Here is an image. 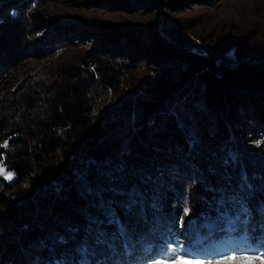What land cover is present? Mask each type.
Returning <instances> with one entry per match:
<instances>
[{
    "label": "trees",
    "instance_id": "trees-1",
    "mask_svg": "<svg viewBox=\"0 0 264 264\" xmlns=\"http://www.w3.org/2000/svg\"><path fill=\"white\" fill-rule=\"evenodd\" d=\"M56 1L0 0V264L264 248V32L174 16L191 0Z\"/></svg>",
    "mask_w": 264,
    "mask_h": 264
},
{
    "label": "rangeland",
    "instance_id": "rangeland-1",
    "mask_svg": "<svg viewBox=\"0 0 264 264\" xmlns=\"http://www.w3.org/2000/svg\"><path fill=\"white\" fill-rule=\"evenodd\" d=\"M72 1L76 0H57L56 2L49 5V9L54 13H78L85 16H90L93 18H99L103 20L112 21H127L130 19H139L138 17H133L128 13H103L100 9L90 8V7H77L78 5H72ZM168 3L171 1L167 0ZM188 1L178 10V14L174 16H182L190 18L198 22H206L214 28L223 29L227 31L230 28H240L242 26H256L259 30L264 32V0H191ZM212 4V7H209ZM166 8L167 4H166ZM170 9L168 8V11ZM189 10L191 12H185ZM32 69L39 70L43 65L40 62L34 61L31 63ZM4 177L6 175L0 174ZM7 178V177H6ZM8 179V178H7ZM13 179V175L12 178ZM9 179V180H11ZM217 249L216 246H211ZM255 250L250 251L249 254L254 252H264V248L255 247ZM194 252L199 254V256H193L194 259H202L205 261H215L218 260L222 255L232 254L242 255L245 252L243 247L230 246L229 252L226 253V249H218L220 254L214 253L212 255L206 254L204 251L194 249ZM217 251V250H216ZM164 254V253H163ZM159 255L160 257L156 260H161L165 258H171L173 253L169 252L167 256ZM182 254V253H181ZM190 256V255H189ZM154 260V261H156ZM154 261L149 264H154Z\"/></svg>",
    "mask_w": 264,
    "mask_h": 264
},
{
    "label": "snow or ice",
    "instance_id": "snow-or-ice-1",
    "mask_svg": "<svg viewBox=\"0 0 264 264\" xmlns=\"http://www.w3.org/2000/svg\"><path fill=\"white\" fill-rule=\"evenodd\" d=\"M3 147H9L8 141L3 142ZM0 174L6 175L8 179L12 178L11 172H6L5 169L0 166ZM189 213V207L187 202L183 208V214L187 216ZM169 251L173 253L171 258H165L161 260L154 261V264H264V252H245L242 255H236L234 252L232 254L222 255L218 260L215 261H205L202 259H194L189 255L181 254L177 248L169 247Z\"/></svg>",
    "mask_w": 264,
    "mask_h": 264
}]
</instances>
